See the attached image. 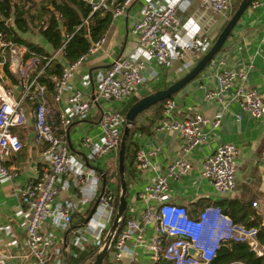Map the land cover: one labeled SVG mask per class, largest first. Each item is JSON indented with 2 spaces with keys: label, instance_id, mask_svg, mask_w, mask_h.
I'll list each match as a JSON object with an SVG mask.
<instances>
[{
  "label": "crops",
  "instance_id": "1",
  "mask_svg": "<svg viewBox=\"0 0 264 264\" xmlns=\"http://www.w3.org/2000/svg\"><path fill=\"white\" fill-rule=\"evenodd\" d=\"M148 1L164 5L166 0H132L119 17H113L105 37V42L78 67L71 75L60 102L53 101V93L47 90L50 106L61 116L59 126L66 136L71 162L70 174L57 180L58 196L50 205L49 214L43 219L41 233L53 238L55 246L52 250L51 264H65L66 246L71 247L70 256L76 257V249H87L97 243V233L105 229L103 223V205L100 196L104 192L116 195L118 188L115 178L117 167L116 154L97 156L95 146L100 141L99 119L106 110L123 111L130 103L163 90L186 75L197 62L190 57L182 60L174 57L168 65L158 66L150 60L145 50L139 45L137 37L131 31L137 22L143 7ZM214 15L200 7L199 0H174L179 7L181 24L178 36L187 41L192 35L201 33L208 37L210 45L214 43L223 27L233 13ZM255 10H247L242 14L235 27L227 37L220 52L181 91L172 97L176 104L172 113L174 119H181L186 113L199 114L209 120H220V126L212 129L210 125L203 127L206 138L201 146L188 157L190 169L185 174L176 172L167 177L170 202L183 205L192 211L195 203L206 206L221 200H239L250 203L251 209L257 212L264 224V121L254 119L243 112L239 104L233 100L235 85L221 99L208 100L207 91L216 89V75L219 68L233 72H247V87L255 90L264 98V0H258ZM28 41L27 39L23 38ZM51 53L50 48L39 41L33 42ZM129 57L133 61H144L143 85L137 88L131 96L122 101H94L95 87L104 75L105 70L114 60ZM2 62H7V55L1 56ZM0 62V63H2ZM251 66V68H249ZM3 84L14 91V97L19 94V86L11 82L3 73ZM10 72V71H9ZM16 79L14 73L10 72ZM79 91L84 98L91 101L89 113L83 118H77L69 98ZM31 105L23 104L26 124L13 129L21 142V149L10 153L5 160L8 169L17 173L12 181H6L0 176V264H33L25 244V221L28 210L20 202V194L26 184L38 179L49 163L44 155L45 145L35 138L33 120L30 116ZM239 116V119L236 117ZM162 118V111L149 109L135 118L138 130L133 135L137 150L153 151L149 158L147 169H140L133 161L132 171L127 184L128 219H137L145 206L137 195L152 185L160 175H166L167 169L178 159L183 146L181 137L173 132H158L156 125ZM89 139V147L83 146V140ZM223 144L234 145L237 150L235 187L228 195L220 196L210 182L201 176L202 163L217 147ZM85 167L89 179L79 182L75 176L77 168ZM110 177L107 184L104 174ZM256 203L255 206H252ZM63 205L70 208L71 222L64 223L59 215ZM201 211V210H200ZM198 211L196 215L200 212ZM90 220L85 224L86 219ZM83 225V226H82ZM137 234L127 241L126 251L120 261H115L112 251L106 264H155L151 260L147 245L156 233L152 226H146L141 232V244L134 247ZM171 241L172 239H165ZM132 259V260H130ZM73 264V262H70Z\"/></svg>",
  "mask_w": 264,
  "mask_h": 264
},
{
  "label": "built area",
  "instance_id": "2",
  "mask_svg": "<svg viewBox=\"0 0 264 264\" xmlns=\"http://www.w3.org/2000/svg\"><path fill=\"white\" fill-rule=\"evenodd\" d=\"M85 1L91 5L92 13L110 11L113 17H119L125 13L132 0H125L122 3H115V0ZM199 3L203 10H208L214 15H228L231 12L230 0H199ZM258 6L259 1L252 0L248 9L255 10ZM180 24L179 7L174 0H166L162 6L158 2L148 1L142 9L140 19L133 24L131 33L137 37L147 57L160 67L168 65L174 57L179 60L190 57L191 60L198 62L211 46L208 37L197 33L185 41L178 36ZM104 42L105 37H102L93 43L85 55L73 64L64 66L61 75L51 79L54 102H60L71 75ZM25 52L24 47L5 42L0 34V55L3 57L7 55L8 60L5 63L19 84V94L15 98L13 89L3 84L0 71V176L9 182L17 176L15 171L6 167L5 160L10 153L21 149V142L13 129L26 124L23 104L29 102L35 138L38 143L45 145L44 155L47 156L49 165L38 179L28 182L20 194L21 205L28 210L25 221V244L33 264H51L55 241L53 238L43 236L41 227L43 219L50 212V205L58 196L57 180L70 174L71 162L66 136L56 125V113L50 106L47 88L38 82L42 69L32 76L40 58L31 56L24 59ZM54 58V55L48 58L46 65ZM3 63H0V66ZM146 66L144 61H133L129 57L114 60L96 84L94 101L126 100L143 85ZM247 77V72L219 68L216 89L207 91L205 97L208 100H219L237 82L233 100L248 116L264 121V98L247 87ZM69 104L73 106L76 117L80 119L89 113L91 101L76 91L69 98ZM175 108L176 104L172 99L165 100L162 118L155 130L173 132L181 137L183 146L180 156L167 169L166 175L157 177L152 185L137 195L145 208L137 219L126 220L123 228L117 233L112 244L114 260L120 261L123 258L125 245L134 234L137 236L133 246L141 244V232L146 226H152L156 233L147 245L151 260L155 264L160 261H165L166 264H210L219 246L224 242L246 244L257 256H262L256 228L234 223L217 206H206L195 218H191L186 206L170 202L167 177L176 172L180 174L188 172L190 162L186 157L204 142L206 138L204 126L210 125L213 130L220 126L219 119L209 120L195 113H186L181 119H174L172 113ZM236 118L239 119V116ZM58 119L62 121L59 115ZM123 124L124 116L119 111L106 110L101 113L100 141L95 146L97 156L116 154L119 151ZM90 144L89 139L83 140L84 147H89ZM237 154L238 150L234 145L223 144L202 163L201 176L210 182L220 196L230 194L235 187ZM153 155V151L137 150L135 153L137 166L142 170L147 169L149 158ZM262 161L264 163V153ZM77 170L75 178L79 182L89 179L85 167L81 166ZM99 200L103 205V223L107 225L114 198L111 193H107ZM255 205L256 203L252 204ZM58 213L64 223L71 222L70 208L67 205L60 207ZM101 231L97 236L96 245L100 241ZM168 238L172 240L166 241ZM188 248L197 251V258L188 255Z\"/></svg>",
  "mask_w": 264,
  "mask_h": 264
},
{
  "label": "trees",
  "instance_id": "3",
  "mask_svg": "<svg viewBox=\"0 0 264 264\" xmlns=\"http://www.w3.org/2000/svg\"><path fill=\"white\" fill-rule=\"evenodd\" d=\"M124 1L115 0V3H122ZM240 1L237 0L233 4V13L237 9ZM112 20L113 16L110 11L101 10L92 13L91 5L85 0H0V34H2L5 42L13 43L26 49L24 59H28L31 56L40 58L37 69L32 76H35L42 69V74L38 77V82L44 84L47 90L52 93L54 91L51 79L53 77H59L64 66L73 64L87 53L93 43L104 37ZM33 34L50 48L51 53L42 46L23 39V36ZM53 55L55 58L46 65L47 59ZM2 71L11 82L18 84V81L12 78L8 70V64H2ZM173 96L169 99H172ZM136 101L130 103L123 111L119 112L124 116L126 111ZM164 102L157 103L149 109H156L160 113ZM142 114L143 112L137 115V117ZM55 120L60 132H62L59 126L58 116H56ZM123 125L121 127V133ZM137 130L138 127L134 123L126 141L124 164L127 184L129 182V175L133 172L131 168L133 161H135L137 149V144L133 141V135ZM116 158H118V152L116 153ZM101 173L104 174L103 178L105 184H107L110 175L107 172ZM115 176L117 177L118 188L112 203L107 227L100 232V241L97 245L83 250L76 249V257L74 258L73 255L70 256V262H73V264H79L85 261L97 249L107 228L114 219L119 196V175L117 167ZM105 194L107 193L104 192L103 195ZM213 206L219 207L234 223L257 229V242L262 251V256H257L246 244L224 242L219 246L210 264H264V224L262 217L251 209L250 203L239 200H221L214 203ZM193 207L195 208L192 211L188 210V215L191 218H195L197 216L196 213L205 208V205L199 202L195 203ZM126 220H128L127 215H125L119 231L123 228ZM68 248L71 249L69 246ZM108 256L104 264L107 263ZM157 264L166 263L165 261H160Z\"/></svg>",
  "mask_w": 264,
  "mask_h": 264
},
{
  "label": "water",
  "instance_id": "4",
  "mask_svg": "<svg viewBox=\"0 0 264 264\" xmlns=\"http://www.w3.org/2000/svg\"><path fill=\"white\" fill-rule=\"evenodd\" d=\"M97 1H93L96 3ZM250 0H241L237 9L231 15L230 19L227 21L222 31L218 35L217 39L210 46L208 51L202 56V58L195 64V66L181 79L174 82L169 87L151 93L140 100L136 101L125 113L124 115V125L122 128V134L120 139V146L118 151L117 159V170L119 175V196L118 205L116 213L111 225L107 228V231L102 238L100 245L97 249L83 262L79 264H104V261L111 251L113 241L119 231L120 226L123 224L124 217L126 215L127 209V181L125 177V164H124V154L126 141L129 137L130 129L134 125V120L140 113L148 110L157 103L163 102L169 99L171 96L177 94L186 85L193 81L199 73H201L207 65L214 59V57L220 52L223 44L225 43L227 37L231 33L232 29L235 27L236 23L242 16V14L247 10ZM0 62L1 58H0ZM105 181V180H104ZM90 220L88 217L85 224ZM83 226V225H82ZM66 262L65 264H70V249L67 247L66 243ZM187 253L193 258H197V251L188 248Z\"/></svg>",
  "mask_w": 264,
  "mask_h": 264
},
{
  "label": "rangeland",
  "instance_id": "5",
  "mask_svg": "<svg viewBox=\"0 0 264 264\" xmlns=\"http://www.w3.org/2000/svg\"><path fill=\"white\" fill-rule=\"evenodd\" d=\"M23 38L27 39L28 41H33V42H36V41H40V39H38V37L36 35H26V36H23ZM176 95V94H175ZM116 180H117V177L115 176ZM97 235H99V233H97Z\"/></svg>",
  "mask_w": 264,
  "mask_h": 264
}]
</instances>
